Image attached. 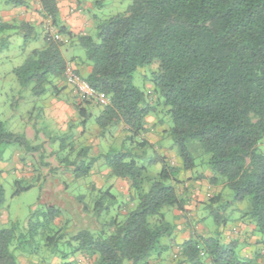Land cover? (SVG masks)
Masks as SVG:
<instances>
[{"label":"trees","instance_id":"16d2710c","mask_svg":"<svg viewBox=\"0 0 264 264\" xmlns=\"http://www.w3.org/2000/svg\"><path fill=\"white\" fill-rule=\"evenodd\" d=\"M3 3L17 7L24 0ZM39 3L43 16L60 34L76 39L84 48L91 65L85 79L110 100L102 106L97 124L102 129L125 125L126 141L132 144L130 149L109 150L104 159L110 175L129 180L134 206L123 219H112L108 232L97 235L82 229L73 234L68 240L72 249H59L63 264H75L66 261L78 252L96 256L91 264H149L146 260L154 252L167 248L162 239L172 235L165 208H185V196L179 193V185L184 184L180 173L198 167L200 156L211 173L210 183H223L234 191L233 199L225 203L222 193L217 194L210 199V207L214 209L216 203L218 210L226 212L234 204L246 202L247 209L238 220L254 223L256 231L264 234V0H131L125 13L97 22L94 35H76L62 26L57 0ZM6 28L25 30L32 40L39 37L36 26L28 22L0 24V31ZM43 32L45 45L34 48L14 68L21 87L31 88L35 96L46 93L49 85L56 88L68 61L62 50L64 40L54 41ZM150 65L156 66L153 93H160L163 99L159 103L168 107L172 125L165 132L173 140L180 166L170 165L157 152L153 157L148 154L153 145L143 133L154 106L133 77L138 68ZM78 110L86 125L90 111ZM74 136L69 132L54 141L61 140L63 151ZM10 143L27 152H40V145H34L26 134L9 130L0 116V158L2 146ZM89 150L82 147L75 160L64 157L61 161L75 165L78 178L86 177L96 162L87 163ZM43 155L42 151L40 157L47 164ZM152 164L160 169L157 174L150 173ZM4 201L0 185V207ZM217 209L218 228L236 220L230 214L221 216ZM60 212L52 207L36 223L31 216L19 234V225L0 226V264H20L15 251L28 237L33 240L39 228L54 222ZM64 237L60 234L58 238ZM241 246L237 239L223 238V231L217 229L215 235H194L184 242L182 257L191 264H203L204 254L211 264H256L263 256L257 252L253 258L244 257Z\"/></svg>","mask_w":264,"mask_h":264},{"label":"rangeland","instance_id":"374dc122","mask_svg":"<svg viewBox=\"0 0 264 264\" xmlns=\"http://www.w3.org/2000/svg\"><path fill=\"white\" fill-rule=\"evenodd\" d=\"M5 1L7 0H0V24L3 22L9 24L20 23L21 19L18 15L23 9L4 5L3 2ZM29 1L24 0L25 3ZM89 1L96 3V5L90 11H86V15L89 18L96 15L98 23L114 15L125 13L131 2V0ZM3 8L10 12L6 14V17H9L6 22L4 21L5 14L3 11L1 12ZM2 14L3 16H1ZM45 25L47 24L45 23ZM24 31L22 29L9 28L0 31V116L7 123L9 130L26 134V136H30L34 145H40V152H27L24 147L16 143L2 146L0 185L3 186L5 191V201L0 207V226L19 225V234L27 226L31 216H34L32 218L34 223L42 222L48 215V211L52 210V207L59 209L61 211L60 215L55 218L54 222H50L47 228H39L35 238L32 240L31 237H28L27 241L19 246L15 253L19 257L20 264H63L64 260L60 250L69 251L72 249V245L68 244V240L73 234L82 229H89L97 235L103 231L108 232L107 225L112 219L118 216L120 219L124 218V214L132 205L131 199L135 193L129 191V193L123 195L117 189L110 191L112 195L117 197V201H115L109 194V188L99 187L97 183L93 187L92 170L86 177L78 178L74 171L75 165H69L66 162H62L61 159L68 157L69 160H75L78 151L82 147H90L87 163L92 159H96L93 167L95 169H106L104 155L109 150L121 149L123 146L126 149H130L132 144L126 141L128 131L123 127L114 124L102 129L97 124V117L102 112V106L94 101H85L75 96L72 91L66 90L67 85L63 78L55 82L56 88L53 85H49L47 92L42 95L35 96L31 88L24 89L21 87L14 73V68L21 65L34 48L40 47L45 43L43 35H41L42 29L38 27L35 29V34H39L37 40H32L31 36L27 37ZM63 39L66 40V47L70 45L68 44L69 37L64 36ZM75 52L83 53L86 56L85 50L81 45L74 51H70L68 55L72 56ZM154 69H156L154 65L138 68L134 73L133 82L145 91L147 102L154 106V110L149 115L152 117L150 118L154 122L153 125L162 123L166 128H170L172 120L167 111L168 107L161 103L163 98L160 93H153L152 71ZM150 93L151 95H149ZM159 100H161L160 103ZM64 107H67V111ZM79 107L86 108L91 113L86 125L83 124V117L80 114L77 119L78 123H74V118L79 113V111L76 112L75 110H78ZM148 117L147 122H149ZM70 118L72 123L66 124L65 119L68 120ZM69 132H73L74 135L78 132L81 139H83L74 137L69 141L68 148L60 151L61 140L54 141V137L63 136ZM167 142L174 144L168 134L164 144L166 145ZM262 147L264 148V144ZM42 151L44 153L43 161L47 164H44L40 157ZM155 153L154 148L149 149L148 154L150 157H153ZM168 162L170 165L176 166L174 160L169 157ZM198 163L200 167L197 168V171L207 169L205 163L202 162L201 156L198 159ZM149 169L151 174H157L160 171L155 164H152ZM205 182L204 187H209L207 191L211 194L199 201L201 204L200 215L202 217L207 214V217L203 218L208 221V223H204L205 225L214 223L218 228L214 213L218 204H214V209L209 205L211 203L210 199L217 196L218 190H212L210 181ZM167 183L170 184L172 182L168 181ZM220 185L224 184L220 183ZM22 188L24 190L16 193L18 189ZM221 193L224 196V203L231 201L234 197V191L229 187L224 186ZM127 196L128 201L130 200L131 202L127 201ZM99 201L101 204L97 206ZM123 203L125 205L121 206ZM232 209L234 210L231 211ZM246 209L247 203L243 202L234 204L226 212L221 209L217 210L221 216L230 214L232 217H238ZM164 212L166 220L172 226V235L164 237L161 241L162 245H167L165 251L162 252V257L167 260L168 264H180V261H178L180 258L176 261H171L173 254L172 242L176 238L173 230L177 226L172 213L173 208H165ZM231 226L237 227L238 233H240V225L238 223L230 221L226 230L228 231ZM60 234L65 237L59 239ZM258 234L264 237L263 233L258 232ZM230 235L233 236V233H230ZM54 236L56 239L51 240L50 237ZM241 251L243 255L246 254L245 250L241 249ZM262 251L263 249L259 247L246 249L249 254L248 258H253L257 252ZM83 254L78 252L76 255H71L67 261L71 259L70 262L75 264H87V262L90 264L93 261V257L90 255L84 256ZM153 255L157 256L158 252H154ZM151 257L146 261L150 262L153 259ZM201 257L203 262H205L206 255L204 254ZM185 262L191 264L187 260ZM126 264L129 263L126 262ZM256 264H264V262L256 260Z\"/></svg>","mask_w":264,"mask_h":264},{"label":"crops","instance_id":"0c3cea01","mask_svg":"<svg viewBox=\"0 0 264 264\" xmlns=\"http://www.w3.org/2000/svg\"><path fill=\"white\" fill-rule=\"evenodd\" d=\"M57 4L59 8L58 20L62 26H65L69 31H71L72 33L76 35L78 34L94 35L96 31L95 28L98 22V17L95 15L94 17L89 18L86 15V11H90V9L94 8L96 3H93L92 1H89V0H57ZM17 7L23 9L22 11L19 12L20 15H18L19 18L21 19L20 23L22 22L31 23L35 25L36 27H38L39 29H42V33H44L43 30H45V23H48L50 19L43 16V13L41 12V6L39 3V0H30L28 3L24 2L23 5L17 6ZM2 11L5 14L4 21L6 22L7 19L9 18V17H6V14L10 12H8L7 9H4V8L3 10H1V12ZM1 16H3V14ZM65 42L66 40H64V45L62 47L65 58L74 65L75 69L83 77L87 76L89 72L91 71V65L88 62H86L85 54L75 52L72 54V56L68 55L70 51H74L75 49L79 48L80 44L78 43L76 39H73V38H69L68 44L70 45H68L67 47L65 46ZM44 45L45 43H43L42 46L36 47V48H41ZM65 84L67 85L66 82ZM66 87H67L66 90L68 89L72 91L70 86L67 85ZM64 109L67 111V107H64ZM75 111L78 112L79 110H75ZM79 114L80 113H78L77 117L74 118L75 124L78 123L77 119L79 117ZM147 117H146V124H145L146 130L143 133V137L149 143L153 145L155 152H157L159 155L166 156L167 159L168 157L170 159H173L174 163L177 166H180L181 159L178 156L177 152L175 151L174 145L169 142H167L166 145L164 144L166 136H167L165 131L168 128H166L162 123H156L155 125H153L154 122L151 121V118H152L151 116L148 117L149 122H147ZM65 122L66 124H69L71 122V118L68 120L65 119ZM123 128L126 131H128L125 125ZM27 137H29L28 139L31 140L30 136H27ZM74 137H79L81 139L78 132L75 134ZM199 167L200 166L196 167L193 170L181 172L179 176V179L181 181H184L183 185L187 187L186 189H184L182 184L179 185V188L181 189L179 193L184 194L185 199H186V204H185L184 210L173 208L172 213H173V217L175 218V222L177 226H175L173 230V234L174 236H176V238H174L172 242L173 254L171 258L172 260L171 259L170 260L176 261L178 260V258H180V260H178L180 261L179 262L180 264H187L184 258H182V253L178 251V245H183L184 242L191 239L197 233H199L197 235H204V236L215 235L218 229L220 231H223V238H227L229 240L237 239L240 241L242 245L241 249L243 251L245 250V253H246L245 255H243V252L241 251V254L244 257H248L249 255L248 252H246V249H252L254 247L262 248L263 251L261 253L263 254V256L261 257L260 260L264 262V237L258 234L254 223L244 221V220L240 221L238 220L239 217L234 216L233 218L236 219L235 223H238L240 225V233H238L235 237L230 236L231 230L234 226L229 227L228 231L226 230L228 229L230 222H228L226 225L221 226L219 228H217L214 223L208 224V225L204 224V223H208L207 220L203 219L207 217V214L201 217L200 215L201 204L199 201L205 199L207 195L211 194L210 192L207 191L209 187H204V184L206 183L205 181L209 182V177L211 176V173L208 168L205 170L197 171V168ZM195 172L197 173L195 174ZM91 174L93 175L94 182H95V184L94 182H92L93 187L96 186V183H97L99 187L109 188V192L117 189L123 195H126L130 191L129 180L110 175L109 169L107 168L106 169H95L94 168L92 169ZM210 187H212V190L213 189L218 190L217 193L220 194L223 190L224 185L219 186L215 184H210ZM114 197H115V201H117V197L116 196ZM127 201H128V196H127ZM128 202H131V201L129 200ZM124 205L125 203H123V205L121 206H124ZM132 205L134 206L133 201H132ZM165 219H166V214H165ZM162 252L158 253L157 256L153 255L152 256L153 259L149 262V264H168L167 260L162 257ZM81 253H84L83 254L84 256L89 255V253H86V252H81ZM95 258L96 256H93V260ZM70 260L66 262H70ZM91 263L92 261L90 262V264ZM87 264L89 263L87 262ZM203 264H211V262L205 261L203 262Z\"/></svg>","mask_w":264,"mask_h":264},{"label":"built area","instance_id":"2783aa9c","mask_svg":"<svg viewBox=\"0 0 264 264\" xmlns=\"http://www.w3.org/2000/svg\"><path fill=\"white\" fill-rule=\"evenodd\" d=\"M45 31L49 35V38L54 41H62L63 36L59 33L56 27L52 24L51 20L46 23ZM63 78L68 86L71 87L73 93L79 98L85 101H94L96 104L100 106H106L110 103L109 98L105 93L98 91L93 88L89 82L83 77L80 73H78L74 67V65L67 61L66 67L64 69ZM233 236L238 233V228L233 227L231 230ZM232 237V235H230ZM178 251L180 253L183 252V245H178ZM81 262V261H79Z\"/></svg>","mask_w":264,"mask_h":264}]
</instances>
